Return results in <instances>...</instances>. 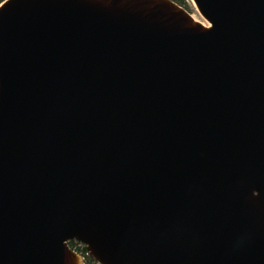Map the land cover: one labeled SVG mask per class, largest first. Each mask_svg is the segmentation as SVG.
Segmentation results:
<instances>
[{"label":"water","instance_id":"water-1","mask_svg":"<svg viewBox=\"0 0 264 264\" xmlns=\"http://www.w3.org/2000/svg\"><path fill=\"white\" fill-rule=\"evenodd\" d=\"M0 3V264H264V0Z\"/></svg>","mask_w":264,"mask_h":264},{"label":"trees","instance_id":"trees-1","mask_svg":"<svg viewBox=\"0 0 264 264\" xmlns=\"http://www.w3.org/2000/svg\"><path fill=\"white\" fill-rule=\"evenodd\" d=\"M3 0H0V2ZM178 3L186 6V1L185 0H175ZM69 246L74 249L75 251H77L82 257H83V261L85 264H96V262L91 258V256L88 254L87 249L85 247V244L76 241V240H70L69 242Z\"/></svg>","mask_w":264,"mask_h":264},{"label":"rangeland","instance_id":"rangeland-1","mask_svg":"<svg viewBox=\"0 0 264 264\" xmlns=\"http://www.w3.org/2000/svg\"><path fill=\"white\" fill-rule=\"evenodd\" d=\"M186 1V8L191 12V14L197 18L198 20L204 22V23H208L203 16L200 14V12L198 11L196 5L194 4L193 0H185Z\"/></svg>","mask_w":264,"mask_h":264},{"label":"built area","instance_id":"built-area-1","mask_svg":"<svg viewBox=\"0 0 264 264\" xmlns=\"http://www.w3.org/2000/svg\"><path fill=\"white\" fill-rule=\"evenodd\" d=\"M83 258V257H82Z\"/></svg>","mask_w":264,"mask_h":264}]
</instances>
